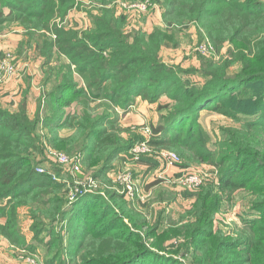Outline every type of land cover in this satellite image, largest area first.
Instances as JSON below:
<instances>
[{
	"label": "trees",
	"instance_id": "obj_1",
	"mask_svg": "<svg viewBox=\"0 0 264 264\" xmlns=\"http://www.w3.org/2000/svg\"><path fill=\"white\" fill-rule=\"evenodd\" d=\"M89 1L92 7L86 11L94 25L80 36L73 28L59 27L57 20L63 22L84 0H0V33L17 24L37 42L46 61L56 51L70 60L59 58L55 69L46 65V82H54L46 92L47 116L42 124L49 133L48 145L71 155L82 153L86 167L105 181L121 154L129 153L143 138H125L128 129L121 125L117 108H126L139 96L151 102L168 96L171 102L160 103L159 110L169 112L157 125L151 124L150 144L157 150L176 148L187 161L213 164L218 167L220 184L189 191L194 201L181 218L166 229L158 222L147 236L156 241L181 237L185 242L179 253L183 257L191 254L193 264H264V89L257 90L264 85V0H150L161 2L164 8V27L151 32L131 26L129 12L117 10L118 0ZM123 1L129 5L144 0ZM190 23L204 30L217 54L226 44L232 47L227 56L209 63V78L203 84L190 77L194 69L178 70L161 58L167 40L177 44V29L170 31L166 26ZM45 31L54 32L55 39L39 33ZM184 72L190 74L189 79L179 75ZM75 74L84 84L77 85ZM237 85L254 92L242 96L229 90ZM225 107L237 125L223 130L224 151L200 148L192 130L198 112ZM183 119L188 120L186 129L184 123H177ZM40 129L39 111L32 117L25 104L19 111L0 106L3 236L17 246H29L19 215V209L27 207L31 228L41 236L36 237L39 245L56 249L55 257L66 240L58 228L68 217L70 264H183L174 256L160 254L166 246L157 243V252L142 244L134 229L149 219L131 208L122 195L110 190L106 194L85 192L71 202L68 182L55 180L47 169L38 173L36 166L47 161ZM241 191L248 194V208L259 215L253 222H244L242 230L231 231L230 241L241 244V256L235 260L227 258L231 251L225 246L228 237L221 228H214L223 203L232 202ZM104 220L111 230L102 225ZM117 227L124 230L117 231Z\"/></svg>",
	"mask_w": 264,
	"mask_h": 264
},
{
	"label": "crops",
	"instance_id": "obj_2",
	"mask_svg": "<svg viewBox=\"0 0 264 264\" xmlns=\"http://www.w3.org/2000/svg\"><path fill=\"white\" fill-rule=\"evenodd\" d=\"M72 12L73 10L67 15V17H69ZM80 13L82 16L79 20L75 19V21L73 20V22H70L66 17L65 20L67 21L64 20L65 25L61 24L64 21L61 23L58 22L59 27H65L66 29L73 28L79 32L80 36H82L84 32L92 29L94 24L88 18L90 17L89 15H86V13L84 14L83 12ZM134 17H136L134 14L130 15L132 22L131 26L141 24L140 27L149 32L157 26L164 27L162 15L151 21L148 19L141 20V23ZM166 28L170 31L177 29V44L170 40H167L164 43L161 49V58L163 61L168 63V60L169 58L171 59V57L177 59L183 57L185 60L195 62V56L190 57V55H193V46L205 38L204 30L193 23L181 27H174L173 24H170L169 26H166ZM39 33L45 34L51 39H55L56 37V34L52 31ZM7 52H11L17 57V67L16 73L0 85V106L11 111H19L21 106L25 104L28 113L32 117H35L39 111V125L41 129L38 131V134L42 137V147L47 157V161H44L41 164L53 174L54 172L50 169V164L56 162L50 154L52 147H50L47 142L49 138L48 130L43 128L42 125L43 120L47 116V112L44 109L46 92L54 86L53 81L46 82V71L48 70V67L55 69L59 64V58L60 61L63 60L67 63L70 60L64 54H60L61 56L59 57L58 51H56V53H53L54 57L49 62L46 61L44 55L37 46V42L29 37L27 31L22 26L17 24L9 26V29L7 28L0 33V55ZM46 65H48V67H46ZM184 73H179V75L186 80L189 79L190 77L188 76L190 74ZM75 76L78 86L84 84L79 75L75 74ZM53 77L55 78V76ZM162 100H168L163 104L171 102V99L168 96H162L160 101L156 103L139 96L126 108H117V111H119L121 116V125L128 129V132L124 133L126 139H137L140 136L145 137L143 126L145 124L157 125L160 122L164 113L159 111L158 106ZM92 169L93 168L90 169L91 172L94 170ZM184 169V165H166L156 153L148 154L146 159L134 163L130 161L129 153L127 152L121 154L120 158L114 162L112 168L107 173V180L104 181L94 175H90L89 177H83V179H81L83 181L77 180L76 182H85L90 185V189L92 190L88 191L86 194H106V190H110L113 193L122 195L124 201L128 203L131 208L138 213L147 216L149 220L152 221L156 219V216L154 215H157L158 212H179L177 208L178 206L176 207V205L180 202L182 204L185 203L183 198H185L186 192L182 191V188L176 183V178ZM125 172H130L131 174L135 189L132 194L125 191L124 183L120 179L121 175ZM19 215L21 226V220L26 217L29 218L31 222L30 225L33 224V220L29 215L27 207H21L19 209ZM63 222L66 224L67 232L68 217ZM21 226L20 229L22 230ZM21 232H23L22 234H24L29 246H35L39 249L40 246L33 243L34 238L29 236L28 232ZM29 246H17L3 236V240L0 242V264H27L24 259L26 255L28 256L26 251L27 249L30 251L33 250L29 249Z\"/></svg>",
	"mask_w": 264,
	"mask_h": 264
},
{
	"label": "rangeland",
	"instance_id": "obj_3",
	"mask_svg": "<svg viewBox=\"0 0 264 264\" xmlns=\"http://www.w3.org/2000/svg\"><path fill=\"white\" fill-rule=\"evenodd\" d=\"M116 2H117V4L115 6L117 7V10H119V11L125 10L126 12H129L130 15L134 14V16H136L134 18L138 19L140 21V23L142 22L141 20L148 19L151 21V20H155L157 17L159 18L160 15H162V10L164 9L161 2L160 3L158 2V4L151 2L152 3L151 6L145 12H142L141 10H138V9L133 10L130 8H126L127 7V5H125L126 2L123 0H118ZM91 7H92L91 2L89 0H84V2L82 3V7L79 9L73 10V12L71 13L72 15L70 14L69 17H67L68 21L73 22V20L75 21V19L79 20V18L82 16L80 12H83L84 14L86 13V15H88L86 9H89ZM90 17H88V18L92 21V19ZM57 21L59 23H61L59 19ZM65 21H67V20H65ZM65 21L61 24L65 25ZM135 26L140 27L141 24H138ZM205 41H208L206 39V36L203 40H200L197 44H195L192 48L193 49V55L191 54L190 57L195 56V60H196L195 62H192L190 60H185V58H183V57L181 59L171 57V59L169 58V60H168L169 61L168 63L171 66H173L174 68H178V70H185V68L194 69L193 74H191L190 77L194 78L195 80H198V82H200L202 84L205 82V80H207L209 78V76L206 73V69L208 68L209 63L212 60H215V61L219 60L221 55L227 56L229 53V50L232 48L230 44H226L221 49V54L220 53L217 54L215 49H213V53H204V52L199 51L197 49V46H200ZM198 52H200V53H198ZM231 75H233V74H231ZM257 86L259 87V84H257L256 87ZM263 89H264V85L262 84L261 90L260 89H257V90L263 91ZM229 90L231 92H234V93L242 95V96L250 95L252 92H254L251 87H244V86L240 87L239 85H237L234 89H233V87H230ZM167 101L168 100H166V101L162 100L160 103H161V105L169 104L170 102L163 104L164 102H167ZM158 109H160L159 106H158ZM227 110H228V108H226V109L219 108L216 110L204 108L198 112V116H199L198 120L193 121V120L189 119L191 122L193 121L195 123V125H193L192 130L194 132H196L195 138L197 140L199 139L198 144H199L200 148H217V150L220 152L224 151V149L221 148V143L223 141V136H224L223 130L228 129L234 125L235 126L237 125V123L235 122L236 121L235 118ZM162 112L168 113L169 111L166 112V111L162 110ZM247 114H249V113H247ZM239 116L246 117L247 115H239ZM177 123L178 124L184 123L183 124L184 128L185 129L188 128V120L187 119H183V121H178ZM177 123H175V125H177ZM198 125H201V127L198 128L197 127ZM146 126L150 127L151 124H149V125L145 124L143 127H146ZM145 137H146V134H145ZM142 139H144V137ZM165 148L168 150H172L181 156L178 149L171 148V147H165ZM80 154L82 155V166H83L82 172H76V173L72 172V171H70V169L68 167L62 166V165L58 164L57 162L51 163V164L49 163L51 165L50 166L51 170L59 171L58 176L62 179L61 182H69L70 187H69V185H67V187L69 189L71 187H73V188L80 187L79 184L76 183L77 180L83 181V180H81V179H83V177H89L90 175H93V172H91L90 168H87L83 162L84 155L82 153H80ZM181 159H182V165L191 168L193 171L200 172L202 177L205 178V182L201 186H204L205 184L209 185V183H210V185H215V186H218L220 184V181L218 179L219 178L218 167H215L211 163H204V162L198 163V162H193V161H187L182 156H181ZM39 165L43 166L42 164H39ZM84 184L87 185V183H85V182H84ZM177 185H179V184L177 183ZM88 188H90V187H88ZM182 191L186 192L185 198H183L185 200V203L182 204L180 202L176 205V207L178 206L177 208H178L179 212H177V211H171L169 213H164L163 211L158 212L157 215H154V216H156L155 220H152V221L148 220L146 225L143 224L140 227H136V229H134V232H136L139 236L142 237V239H143L142 244L144 246L151 247L152 250L159 252L158 250H156V248H158V246H157V243H158L163 248H164V246L167 247L166 250L160 251L161 252L160 254H163V255L165 254L167 256H174V258L179 263L193 264L192 259H191V254H187L185 257H183L179 253L181 251V247H180L181 244H183L185 242V240L182 239L181 237L169 239V240H163V237H162V239H158V241H156V240H154V238L147 236V233L150 230V228L152 226H157L158 222H161L162 228L169 227V224H172V222L179 220L181 218V216L184 214V212L187 211L191 207V205H192L191 202H192V200L194 201V196L192 197L193 194H190V192L188 190H186L184 187L182 188ZM189 196H191L192 198ZM248 198L249 197H248V194L246 192H243V191L238 192V193H236L234 200L232 202H229V203L224 202L221 210L216 214L217 222L215 223L216 224V227L214 228L215 231L217 230V228H221L229 239V243H227L225 245L227 249L231 250L230 254L227 256L228 259L238 260L241 256V253H240L241 244L237 243L235 241H230L231 240L230 238L233 237V234L231 233V231L233 229H236V231L242 230L244 222H253L255 220V218L259 215V213L257 211H253L252 209L248 208V204H249ZM142 218L144 219V217H142ZM95 220L98 221V219H95ZM126 221H128V220L126 219ZM21 224H22V226L20 225L22 227L21 231H24V233L28 232L29 236L34 238L33 243H35L37 246H40L39 249H37V247H33V250L31 249L32 251L27 249L26 253L28 255L33 256L35 259L41 260L47 264H51V263L52 264H65L62 259L66 260V262L68 261V264L71 263L70 260H68L69 254H68L67 244H68L69 239L67 237L68 234L65 235V232H66L65 222H63L58 228V232L61 234L63 239L66 237V240L63 241V248H60V254L57 257H55V254L58 252L56 249L53 248V249L49 250L46 246L41 247V245H39V242H40L39 238H36V237H41V236L36 234V232H37L36 230L33 231V229H31V226L33 224L30 225L31 222H30L29 218L26 217V218L22 219ZM102 225L105 226L108 230H111V228H112L111 226H109V224L107 223L106 220L102 221ZM116 230L117 231H119V230L123 231L124 229H119V227H117ZM1 235H3L2 232H1ZM44 235H45V237H48V234H44ZM55 237H56V235H55ZM160 238H161V236H160ZM28 257L29 256L26 255V257H24V259H25L27 264H30ZM15 258H17V257H15ZM149 263L150 264H158V263H153L150 261H149Z\"/></svg>",
	"mask_w": 264,
	"mask_h": 264
},
{
	"label": "built area",
	"instance_id": "obj_4",
	"mask_svg": "<svg viewBox=\"0 0 264 264\" xmlns=\"http://www.w3.org/2000/svg\"><path fill=\"white\" fill-rule=\"evenodd\" d=\"M150 0H144V1H137L134 3H131L127 5L130 9H138L142 12H145L150 6H151ZM197 49L204 53H213V46L208 42L205 41L200 46H197ZM16 67H17V60L16 56L11 53L7 52L3 55H0V85L6 82L9 78H11L16 73ZM144 132L146 134V137L138 142H136L133 147L131 148L129 152V159L131 162L138 163L141 161L142 156L156 153L160 158L164 161V163L168 166H180L182 165V159L181 156L172 151L168 150L166 148L162 149H156L150 144V140L152 138L153 132L151 127L146 126L144 127ZM50 154L52 158L57 162L58 164L62 166H66L70 169L72 172H82V155L81 154H68L62 150L58 149H51ZM36 171L38 173H42L46 171V168L43 166H36ZM53 178L58 181H62V179L55 173L52 174ZM120 179L124 183L125 191L128 193H134V185L132 182L131 174L130 172H125L121 175ZM205 182V178L202 177L200 172L193 171L191 168L186 167L181 172V174L176 178V183H178L182 188L184 187L188 191H194L197 188H199L203 183ZM79 184L80 187L70 188L68 197L71 202L76 200L78 195H81L85 192H88L92 189L88 188L90 185H86L81 182H76ZM82 185H81V184ZM88 186V187H87ZM70 187V186H69ZM3 239V235H1L0 232V242ZM28 260L30 264H47L44 263L41 260L35 259L33 256L28 255Z\"/></svg>",
	"mask_w": 264,
	"mask_h": 264
}]
</instances>
